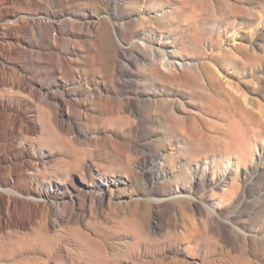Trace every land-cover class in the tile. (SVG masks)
Returning a JSON list of instances; mask_svg holds the SVG:
<instances>
[{"label":"rangeland","instance_id":"rangeland-1","mask_svg":"<svg viewBox=\"0 0 264 264\" xmlns=\"http://www.w3.org/2000/svg\"><path fill=\"white\" fill-rule=\"evenodd\" d=\"M0 187V264H264V0H0Z\"/></svg>","mask_w":264,"mask_h":264},{"label":"bare ground","instance_id":"bare-ground-1","mask_svg":"<svg viewBox=\"0 0 264 264\" xmlns=\"http://www.w3.org/2000/svg\"><path fill=\"white\" fill-rule=\"evenodd\" d=\"M4 1H8V0H4ZM10 1V0H9ZM11 1H13V0H11ZM7 3V2H6ZM10 3V2H9ZM3 12V11H2ZM10 12V11H9ZM13 12V11H12ZM2 15H3V13H2ZM3 17V16H2ZM6 17V16H5ZM40 29V28H39ZM9 34V33H8ZM168 58V57H167ZM163 59H165V58H163ZM169 59V58H168ZM169 61V60H168ZM2 110V109H1ZM48 116V115H47ZM16 120V119H15ZM14 120V121H15ZM18 120H16V122H17ZM16 124H18V123H16ZM19 125V124H18ZM13 126H14V124H13ZM13 126H12V128H13ZM21 126V125H20ZM15 128V127H14ZM13 128V129H14ZM17 128V127H16ZM15 130V129H14ZM25 130V129H24ZM29 132H30V130H29ZM32 132V131H31ZM16 143V142H15ZM25 153V152H24ZM4 168V167H3ZM11 168V167H10ZM7 169H8V167H7ZM2 171H3V169H2ZM4 172V171H3ZM17 172H16V170H12V172H11V174H16ZM17 200V198H16V196L15 195H13V194H11L9 191H7V190H4V189H2L1 187H0V214H2V212L4 211V209H5V207L7 206V208L9 209V201H12V202H14V201H16ZM13 205H14V203H13ZM12 207V206H11Z\"/></svg>","mask_w":264,"mask_h":264}]
</instances>
